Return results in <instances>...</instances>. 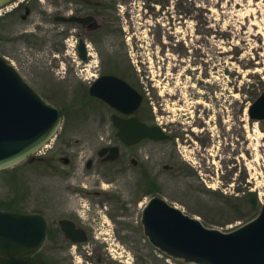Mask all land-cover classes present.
Returning a JSON list of instances; mask_svg holds the SVG:
<instances>
[{
    "label": "rangeland",
    "instance_id": "obj_1",
    "mask_svg": "<svg viewBox=\"0 0 264 264\" xmlns=\"http://www.w3.org/2000/svg\"><path fill=\"white\" fill-rule=\"evenodd\" d=\"M173 1L162 15L170 20L166 29L151 24L159 13L147 21L135 10L133 22L125 26L128 38L112 41L114 50L122 49L117 55L132 69L129 75L138 81L155 122L174 137L137 150L136 159L158 192H142L144 180L129 161L124 176L99 164L88 171L87 159L97 161V151L111 138L98 133L90 106L80 114L83 106L71 101L82 97V86L39 87L66 114L51 146L60 156L71 157L74 149L80 157L72 166L58 163L57 170L35 158L0 172V204L50 217L107 207L93 224L120 231L126 250L134 248L144 264L154 259L168 264L141 224L142 210L154 197L223 232L259 214L264 204V121L252 122L248 108L264 92V0Z\"/></svg>",
    "mask_w": 264,
    "mask_h": 264
},
{
    "label": "flooded vegetation",
    "instance_id": "obj_2",
    "mask_svg": "<svg viewBox=\"0 0 264 264\" xmlns=\"http://www.w3.org/2000/svg\"><path fill=\"white\" fill-rule=\"evenodd\" d=\"M171 2L174 1L12 0L0 7V55L14 65L37 91L39 87L82 86V97L73 98L71 101L83 106L80 114L89 110L86 108L90 106L92 117L96 118L98 123V133L111 138L107 146L97 151V161L87 159L88 171L99 164L112 175L124 176L128 170L125 164L129 161L133 170H139L140 179L145 180L148 175L140 161L136 159L139 156L137 150L144 143L160 142L145 140L136 146L126 145L118 137L119 130L115 126L117 120L136 119L149 126H159L170 136L168 141L174 139L173 135L155 122L138 81L129 75L132 69L130 70L123 58L117 55L119 52L122 53V49L115 46L114 50L112 46V41L121 42L128 38L125 26L133 22L135 15L132 13H135V10L139 12V18H145L147 21L159 13L160 17L151 24L156 28L160 26L166 29V26L170 25V20H166L162 15L167 12ZM187 10L184 7L180 8L185 15H188ZM179 18H183V15L180 14ZM173 19L175 25L177 18L173 16ZM19 67L24 69V72ZM103 77L123 80L140 96L141 102L131 114L124 111L132 109L136 99L122 87L114 91L121 102L118 105L119 109L91 95L90 89ZM128 95L135 102L131 104L129 102V106ZM60 111L64 121L66 114ZM53 140V138L50 140L46 153L37 157L35 162L46 163L47 168L53 167L55 170L58 163L74 165L81 152L72 149L71 157L60 156L51 146ZM113 148L118 149V158L115 160L111 159L114 157L113 152L108 150ZM104 149L107 151L100 155ZM164 169L170 170V167L165 166ZM104 209L109 210L104 206L102 210L88 207V212L75 209L73 215L54 217L46 216L44 212L3 211L39 215L46 223V236L41 246L18 257V260L25 264H144L134 248L126 250L125 237L120 231L114 227L93 224L96 222L95 217L102 218L101 213ZM66 221L75 227L69 235L62 225V222ZM121 231L127 234L125 229ZM119 249L122 250L119 252ZM167 261L168 264H185L178 260ZM4 262L7 261L0 258V264ZM152 264L159 263L154 259Z\"/></svg>",
    "mask_w": 264,
    "mask_h": 264
},
{
    "label": "water",
    "instance_id": "obj_3",
    "mask_svg": "<svg viewBox=\"0 0 264 264\" xmlns=\"http://www.w3.org/2000/svg\"><path fill=\"white\" fill-rule=\"evenodd\" d=\"M12 0H0V7ZM122 87L136 99L124 112L131 114L141 102L140 96L123 80L103 77L91 89L110 106L121 103L114 91ZM127 102L135 103L130 96ZM131 98V99H130ZM126 102V100H124ZM252 122L264 121V92L248 108ZM63 122L60 109L50 104L26 80L21 72L0 55V172L27 160L47 144ZM118 137L128 146L145 140L168 141L170 136L159 126L139 120H117ZM111 159L118 158V149ZM107 150L100 152L103 155ZM141 223L150 244L162 254L185 264H264V204L259 214L241 227L223 232L207 228L199 219L185 214L162 198H152L143 208ZM66 233L74 231L69 222H62ZM46 236V223L39 215H22L0 210V258L3 264H25L22 254L41 246Z\"/></svg>",
    "mask_w": 264,
    "mask_h": 264
},
{
    "label": "trees",
    "instance_id": "obj_4",
    "mask_svg": "<svg viewBox=\"0 0 264 264\" xmlns=\"http://www.w3.org/2000/svg\"><path fill=\"white\" fill-rule=\"evenodd\" d=\"M142 190L145 194L147 193L153 194V193L158 192L159 188L157 186V183L153 181L148 175H146V178L144 180V185L142 186ZM254 203H255L256 208H258V206L260 205L258 199H255ZM0 209L6 210V211H13L12 207L8 204H0Z\"/></svg>",
    "mask_w": 264,
    "mask_h": 264
},
{
    "label": "built area",
    "instance_id": "obj_5",
    "mask_svg": "<svg viewBox=\"0 0 264 264\" xmlns=\"http://www.w3.org/2000/svg\"><path fill=\"white\" fill-rule=\"evenodd\" d=\"M43 151V150H42Z\"/></svg>",
    "mask_w": 264,
    "mask_h": 264
}]
</instances>
